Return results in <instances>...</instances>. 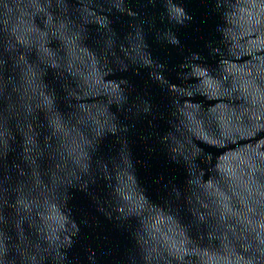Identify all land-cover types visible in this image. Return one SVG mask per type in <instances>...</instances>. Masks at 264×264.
I'll return each mask as SVG.
<instances>
[{"label":"water","instance_id":"1","mask_svg":"<svg viewBox=\"0 0 264 264\" xmlns=\"http://www.w3.org/2000/svg\"><path fill=\"white\" fill-rule=\"evenodd\" d=\"M0 264H264V0H0Z\"/></svg>","mask_w":264,"mask_h":264}]
</instances>
